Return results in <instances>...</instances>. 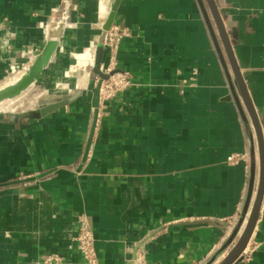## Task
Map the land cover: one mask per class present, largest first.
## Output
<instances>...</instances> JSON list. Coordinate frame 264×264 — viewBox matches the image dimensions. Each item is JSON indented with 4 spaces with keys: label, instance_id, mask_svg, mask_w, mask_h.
Instances as JSON below:
<instances>
[{
    "label": "crops",
    "instance_id": "0c3cea01",
    "mask_svg": "<svg viewBox=\"0 0 264 264\" xmlns=\"http://www.w3.org/2000/svg\"><path fill=\"white\" fill-rule=\"evenodd\" d=\"M113 1L0 0V81L57 41L33 81L44 99L0 113V264H87L81 215L99 264H206L237 226L256 135L208 0L120 1L117 65L133 85L98 116L93 64L72 66L86 48L95 58ZM214 2L264 135V0ZM235 264H264V199Z\"/></svg>",
    "mask_w": 264,
    "mask_h": 264
},
{
    "label": "water",
    "instance_id": "95a60500",
    "mask_svg": "<svg viewBox=\"0 0 264 264\" xmlns=\"http://www.w3.org/2000/svg\"><path fill=\"white\" fill-rule=\"evenodd\" d=\"M121 0H114L111 4V8L109 11V14L106 18V21L104 22L103 29L104 31H107L111 28L115 14L117 11V8L120 4ZM214 19L217 23V27L219 30V34L222 38L224 47L227 51V54L229 56L230 64L232 66L235 78L238 82L240 92L243 98V101L245 103L247 112L251 118L255 135H256V143H257V149L258 154L256 150V143L253 139V137H250L251 142V148H250V175H249V188L248 193L246 197L245 206L243 209V212L240 216V219L237 222V226L235 227L234 231L230 235L229 239L225 243V245L206 263V264H213V262L217 259V257L223 252V250L231 243L239 229L241 228V225L243 224V221L245 220L246 213L250 207L249 216L246 220L245 227L240 234L238 240L234 244L233 248L230 250L228 255L223 259V261L220 264H235L238 260H240L243 251L246 249L249 240L254 232L255 226L257 224V220L259 218V213L261 209V205L264 199V135L261 123L259 121L258 114L255 110V107L252 103V100L249 96L248 89L245 84V80L243 77V74L241 73L239 66L236 62V59L233 54L231 42L229 40L228 31L226 30L223 20L221 18L220 12L217 9V6L214 2V0H208ZM57 46L56 40H50L47 45L45 46L42 54L39 56L36 63L32 66V68L28 71V74L25 76V78L22 80V82L16 86L13 90L10 91L11 95H16L20 90L25 88L27 85L31 84L36 78H38L39 73L41 72L43 66L48 62L51 55L53 54L55 48ZM104 53V44L102 41H100L97 44L96 51H95V61H94V71L101 76L102 78H107V74H105L101 70V61L103 58ZM69 98H65L63 100H56L52 102H41L39 104V110L38 113L42 115H46L52 111H55L56 109L60 108L61 106L67 104L69 102ZM242 116L245 120V122L248 124V117L245 114V112L241 109ZM251 136L253 134L251 133ZM258 158V160H257ZM258 164V172H259V178H258V185L257 190L255 193L254 200L251 204V198H252V192L255 182V175H256V169Z\"/></svg>",
    "mask_w": 264,
    "mask_h": 264
},
{
    "label": "built area",
    "instance_id": "2783aa9c",
    "mask_svg": "<svg viewBox=\"0 0 264 264\" xmlns=\"http://www.w3.org/2000/svg\"><path fill=\"white\" fill-rule=\"evenodd\" d=\"M65 16L56 21L57 25L62 24L65 21ZM128 29L124 27H119L117 25H112L107 31H104L101 38L104 44V49L109 52V61L107 64L101 65V70L107 74V78H102L96 75L95 81L98 88V98H99V112L105 106L108 100H111L127 88L133 85L132 73L128 70H121L117 65V52L119 48V43L125 35H127ZM94 66V63H93ZM239 159L248 161L249 154H231L228 157L230 163L235 164ZM30 177L29 175L21 174L19 179H24ZM75 241L77 248L83 255L87 264H99L98 256L95 249V236L93 233L92 226L85 215H81L78 219V233L75 236ZM61 259L59 254L50 255L47 257V261H58Z\"/></svg>",
    "mask_w": 264,
    "mask_h": 264
},
{
    "label": "rangeland",
    "instance_id": "374dc122",
    "mask_svg": "<svg viewBox=\"0 0 264 264\" xmlns=\"http://www.w3.org/2000/svg\"><path fill=\"white\" fill-rule=\"evenodd\" d=\"M21 73H23V72H21ZM21 73L20 72H15V73H12V74H8V76H6V78H3L0 81V85L2 83H4L5 81H7L8 79H10L12 75L15 76V75H18V74H21ZM43 89L44 88H42L40 85H37L36 83L32 82L31 84L27 85L25 88L20 90L16 95H14L6 103H4L3 106L0 108V113H11V112H17V111H20V110H23V109L32 108L36 103H38L40 100L44 99L43 92H44L45 89L44 90ZM4 106H5L6 109L4 108ZM243 227H242V229H243ZM239 236H237V237L235 236L234 237L235 240L233 239L231 241V243L228 245V247H229L228 250H226L224 252V250L226 249L225 248L223 250V252H221V254L218 256V257L221 256V258H219V260L217 261V259H218V257H217V259L215 260L217 262L215 264H220L223 261V259L228 255L230 250L233 248V246L236 243V241L238 240ZM214 262H213V264H214Z\"/></svg>",
    "mask_w": 264,
    "mask_h": 264
},
{
    "label": "bare ground",
    "instance_id": "6f19581e",
    "mask_svg": "<svg viewBox=\"0 0 264 264\" xmlns=\"http://www.w3.org/2000/svg\"><path fill=\"white\" fill-rule=\"evenodd\" d=\"M55 29H60V28H59V26H56ZM93 51H94V49H93ZM75 57H76V65L75 66H72V69L73 70L75 68H79V67L84 66L86 64H93L94 61H95V59H94V57H93L90 49H88V48H86L85 50H83L80 53L75 54ZM74 62H75V60H74ZM83 69H85V68H83ZM27 74H28V71H24L21 74H18V75H15V76L12 75L13 77L11 76L10 79H8L7 81H5L4 83H2L0 85V108L3 106L4 103H6L9 99H11L13 97L11 95L10 91L13 90L16 86H18L22 82V80L25 78V76ZM4 108H5V106H4ZM258 178H259V172H258V164H257L256 175H255V182H254V187H253V192H252V198H251V204H252V201L254 200L255 193H256V190H257ZM250 207L251 206H249V209H248V211L246 213V216H245V220L243 221L244 227H245V224H246V220H247V218L249 216ZM242 227H243V224L241 225V228ZM244 227H243V229H244ZM243 229H242V231H243ZM242 231L240 232V234L242 233Z\"/></svg>",
    "mask_w": 264,
    "mask_h": 264
}]
</instances>
